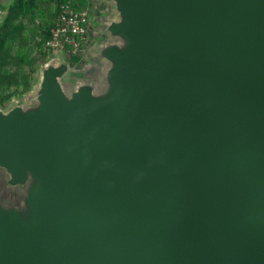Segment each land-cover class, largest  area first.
I'll return each mask as SVG.
<instances>
[{
  "label": "water",
  "instance_id": "1",
  "mask_svg": "<svg viewBox=\"0 0 264 264\" xmlns=\"http://www.w3.org/2000/svg\"><path fill=\"white\" fill-rule=\"evenodd\" d=\"M111 1L113 93L0 112V264H264V0Z\"/></svg>",
  "mask_w": 264,
  "mask_h": 264
},
{
  "label": "rangeland",
  "instance_id": "2",
  "mask_svg": "<svg viewBox=\"0 0 264 264\" xmlns=\"http://www.w3.org/2000/svg\"><path fill=\"white\" fill-rule=\"evenodd\" d=\"M93 3L91 43L87 51L68 63L58 81L64 92L73 97L80 86L90 89L93 96L112 94L109 78L112 63L98 48L112 36L107 30L112 20L121 16L116 3L109 0H84ZM56 0H0V112L9 114L19 107L25 113L39 106L44 76L41 62L43 40L54 18ZM61 56L52 58L55 62ZM50 59L46 64L53 61ZM86 85V86H85ZM238 237L253 247L247 236Z\"/></svg>",
  "mask_w": 264,
  "mask_h": 264
},
{
  "label": "built area",
  "instance_id": "3",
  "mask_svg": "<svg viewBox=\"0 0 264 264\" xmlns=\"http://www.w3.org/2000/svg\"><path fill=\"white\" fill-rule=\"evenodd\" d=\"M93 10L91 3L84 0L59 2L50 34L42 46L48 53L46 63L57 56L70 59L87 51L91 43Z\"/></svg>",
  "mask_w": 264,
  "mask_h": 264
},
{
  "label": "trees",
  "instance_id": "4",
  "mask_svg": "<svg viewBox=\"0 0 264 264\" xmlns=\"http://www.w3.org/2000/svg\"><path fill=\"white\" fill-rule=\"evenodd\" d=\"M61 0H56V8H57V5L59 4V2H60ZM91 6H94V4L93 3H91ZM55 11H56V9H55ZM54 17H55V13H54V15H53ZM53 21H54V18L52 19V21H51V23H50V25H49V28H48V30H47V34H46V36H45V38H44V40H43V43H44V41L46 40V38L49 36V34H50V28H51V26L53 25ZM43 46V45H42ZM47 56H48V53L47 52H45V51H43V47H42V50H41V59H42V61L41 62H46L47 61ZM76 56H73V57H71L70 59H71V61H74V58H75Z\"/></svg>",
  "mask_w": 264,
  "mask_h": 264
},
{
  "label": "crops",
  "instance_id": "5",
  "mask_svg": "<svg viewBox=\"0 0 264 264\" xmlns=\"http://www.w3.org/2000/svg\"><path fill=\"white\" fill-rule=\"evenodd\" d=\"M2 172H4V170L0 168V174H2Z\"/></svg>",
  "mask_w": 264,
  "mask_h": 264
}]
</instances>
